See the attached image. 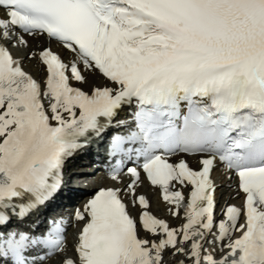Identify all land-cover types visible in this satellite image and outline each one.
Returning <instances> with one entry per match:
<instances>
[{
    "label": "snow or ice",
    "instance_id": "6c2138e0",
    "mask_svg": "<svg viewBox=\"0 0 264 264\" xmlns=\"http://www.w3.org/2000/svg\"><path fill=\"white\" fill-rule=\"evenodd\" d=\"M0 13V264L64 251L63 220L42 233L24 225L60 194L66 159L105 139L120 157L110 178L119 182L124 159L142 160L186 222L157 218L137 194L141 172L127 167L126 191L101 188L75 211L76 256L62 264H166L168 250L180 264H264V0H0ZM25 35L72 60L51 47L29 53L46 72L33 78L9 47H28ZM180 154L202 157L200 169L171 162ZM217 169L245 198L218 222ZM176 184L190 186L187 202ZM206 243L228 252L217 259Z\"/></svg>",
    "mask_w": 264,
    "mask_h": 264
},
{
    "label": "bare ground",
    "instance_id": "6f19581e",
    "mask_svg": "<svg viewBox=\"0 0 264 264\" xmlns=\"http://www.w3.org/2000/svg\"><path fill=\"white\" fill-rule=\"evenodd\" d=\"M0 15H3V13H0ZM24 38L28 41V45L30 46L29 47V53H32V50H35V52L38 53V51L40 49L50 46L52 49L59 52L61 54L62 58L66 62L72 60V58H73L71 53H69L67 50L63 49L59 44H57L55 42H50L46 36H35V37H33V36L26 35V36H24ZM9 47H11V46H9ZM12 53H13L14 57L21 60L22 64L27 59L26 57L29 54L28 53L27 55H25V54L22 55L20 52H18V51L16 52L15 49L13 50ZM32 64L35 65V67H34L35 69L32 72V74H30V75H32L33 78L40 80L42 82L46 76V72L43 70V67L40 65L38 59H33ZM25 71H27L29 73V70H25ZM88 81H89V84H93V83L96 85H103L104 84L103 78L100 77L99 75L88 74ZM84 87L87 88L88 86L85 85ZM121 115L123 117H128L126 115V112L122 113ZM103 143H104V141L102 143L98 142V141H93L90 144H88L86 147H83V148L77 150L70 157H68L66 159L64 167H63V171H62L63 184H62L60 194L53 201H51L46 208L40 209V211L37 214L30 217L29 221L26 223L29 225V227L36 228L38 226V229H39L40 222L42 221L43 218H45L46 213L50 212L52 209L57 208V209H62V210L63 209L68 210L69 207H71L72 203L76 200V193H77V189L79 188V186H78L79 185V177L76 176L77 171L75 172V168L77 167V163H78V165H80L82 163V161L85 160L87 157L98 156L101 158H103V157L106 158L108 156V153L106 151L104 153ZM190 162L193 163V166L196 169L201 167V165L199 164V161L195 158H191ZM90 167L91 166H88V168H90ZM214 174H215V172H214ZM121 176H122V178L120 179L119 183L115 185V188L120 189L123 193V191H126V186L129 183H131L132 177L129 174H127L126 171H124ZM223 180H226V182L221 181V180L218 182L215 180V184H216L215 201H216V205L218 207V210L221 207L219 212H218V210L215 212V220L217 222L223 218L222 214H221V210L223 208H225L227 205H235L237 207L242 208L243 196L241 197V193L236 190L235 179H233L231 182H229L226 179L225 174H224ZM230 183H231V187H229ZM175 189H179V190L183 191V189L179 185H176ZM137 194L146 196V198L149 201H151V199H152L151 197L153 194L154 196L157 197V199L161 203H163V200L159 198L157 191L154 188H152L150 185H148V183H146L144 181H143V185H141V186L137 185ZM188 196H189V193L186 194V198ZM124 199L127 203H129V205H131L130 204L131 197L127 198V196H124ZM173 207L174 206H171L170 208L173 209ZM80 209H82V205H80ZM139 211H140V209L138 206L136 208H134L133 216H138ZM157 218L164 219L166 222H168L170 228H176V229L182 228L183 224L186 222L184 219V215L182 214L181 210H180V214L176 217L177 223L174 221L169 222L163 216L157 217ZM33 221H35V223H32ZM240 222L243 223L244 221L241 220ZM14 226H15V221H14ZM216 231L218 232V229H215V232ZM141 235L143 236V233ZM239 235H240V233H236L233 238H237ZM211 237L212 238H210V237L209 238L212 240L215 239L214 235H212ZM146 238H149V237H146ZM225 243H227V241H225ZM66 247H67V249L72 248L70 245H66ZM184 247L186 250H190V244L184 245ZM208 251L212 252L213 254L216 252L217 255H219V254H221V252H225L227 254L228 249L224 248L223 251L219 252V249H217V248L215 249V246L213 244H210ZM181 260H186V257L182 256V255H178L175 260H173L171 262H166V264H180ZM47 264H50V262Z\"/></svg>",
    "mask_w": 264,
    "mask_h": 264
},
{
    "label": "rangeland",
    "instance_id": "374dc122",
    "mask_svg": "<svg viewBox=\"0 0 264 264\" xmlns=\"http://www.w3.org/2000/svg\"><path fill=\"white\" fill-rule=\"evenodd\" d=\"M26 40V39H25ZM29 45H28V47H23V46H18V47H13L14 49H15V51L17 52H20L22 55H27L28 53H29ZM21 50V51H20ZM32 52H35V50H32ZM32 61L33 60H28V59H26L24 62H23V66L27 69V70H29V72H33L34 71V67H35V65H33L32 64ZM223 175H222V173H221V169H217L216 170V172H215V176H214V179L216 180V181H225L226 182V180H223ZM112 182H114V183H118L117 181H113V180H111ZM124 192V191H123ZM127 198H129L128 196H127ZM152 199H151V201H150V204H151V211L153 212V214L154 215H156L157 217H164V218H166V220L167 221H174V222H176V217L177 216H173L172 215V213H171V211H170V207L167 205V204H165V203H161L158 199H157V197L156 196H154L153 194H152V197H151ZM164 204V205H163ZM165 207V208H164ZM129 208H130V210L132 211V210H134V208H132L131 207V205H129ZM217 208L218 207H216V210H217ZM221 208V207H220ZM177 223V222H176ZM213 232L215 233V229L213 230ZM210 238H212L211 236H209ZM215 244V243H214ZM213 244V245H214ZM215 246V249L217 248V247H221V245L220 244H217V245H214ZM217 246V247H216ZM209 247H210V244H205V248L206 249H208L209 250ZM218 249V248H217ZM178 255H176V256H172L171 255V250H168L166 253H165V262H171V261H173V260H175L176 259V257H177ZM46 262H48V261H45V262H43V264H45Z\"/></svg>",
    "mask_w": 264,
    "mask_h": 264
}]
</instances>
